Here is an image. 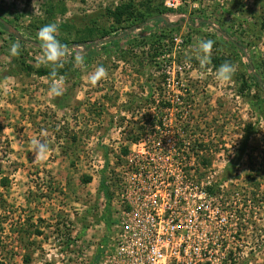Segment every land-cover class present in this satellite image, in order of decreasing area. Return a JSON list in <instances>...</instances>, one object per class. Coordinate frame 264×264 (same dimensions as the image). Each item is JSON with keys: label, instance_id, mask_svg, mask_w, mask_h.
Listing matches in <instances>:
<instances>
[{"label": "rangeland", "instance_id": "obj_1", "mask_svg": "<svg viewBox=\"0 0 264 264\" xmlns=\"http://www.w3.org/2000/svg\"><path fill=\"white\" fill-rule=\"evenodd\" d=\"M120 5L136 18L116 21ZM53 22L69 51L55 79L37 35ZM33 140L50 146L42 159ZM154 171L223 210V264H264V0H0V259L100 264L134 174Z\"/></svg>", "mask_w": 264, "mask_h": 264}, {"label": "built area", "instance_id": "obj_2", "mask_svg": "<svg viewBox=\"0 0 264 264\" xmlns=\"http://www.w3.org/2000/svg\"><path fill=\"white\" fill-rule=\"evenodd\" d=\"M133 178L126 191L130 209L115 224L100 264L224 263L218 229L227 217L219 207L210 208L204 190L193 186L188 192L182 174L139 172Z\"/></svg>", "mask_w": 264, "mask_h": 264}, {"label": "clouds", "instance_id": "obj_3", "mask_svg": "<svg viewBox=\"0 0 264 264\" xmlns=\"http://www.w3.org/2000/svg\"><path fill=\"white\" fill-rule=\"evenodd\" d=\"M58 26L56 23H49L41 27L38 31V38L41 41V48L43 54L40 58V64L49 68L50 76L55 79L58 75V70L63 68L66 58L69 56L68 47L62 44L57 38ZM214 41L211 39L202 40L199 43L198 55L195 57L202 68H206L211 63L212 49ZM10 54L18 57L20 54V45L13 43L10 48ZM75 64L77 66H84V57L81 54H76ZM236 66L225 61L216 70V79L223 83H229L236 72ZM108 72L103 66L96 67L95 71L89 77L90 83L95 86L102 80L107 79ZM63 81L58 83H50L49 92L53 97L63 94ZM34 158L42 159L46 153L49 152L50 146L46 142L40 140L32 141Z\"/></svg>", "mask_w": 264, "mask_h": 264}, {"label": "trees", "instance_id": "obj_4", "mask_svg": "<svg viewBox=\"0 0 264 264\" xmlns=\"http://www.w3.org/2000/svg\"><path fill=\"white\" fill-rule=\"evenodd\" d=\"M161 12H163V11H161ZM111 15H112V17H114V19H115L116 21H118V22L122 19V17H123L124 15H128L129 17L134 18V19L136 18V16L133 15V12H131L130 8H128L127 6H122V5L117 6V7L114 9V11L111 12ZM159 20H160V19H159ZM233 45H234V46L240 51L241 48H240L239 45H237V44H235V43H233ZM258 77H259V76H257L256 71L253 72L252 75H251L252 82L254 83V85H255L256 87H258V86L260 85V82H259V78H258ZM244 83L247 84V82H245V81H244ZM260 104H261L260 102H258L257 104H253V106L255 107L256 111H259V113H260V110L262 109V108L259 106ZM252 129H253V128L248 127V131H249V132L252 131ZM36 233H39V232L36 231ZM23 263H24V264H27V263H28V260L26 259V257L23 258ZM0 264H8V263H5L3 260L0 259Z\"/></svg>", "mask_w": 264, "mask_h": 264}]
</instances>
